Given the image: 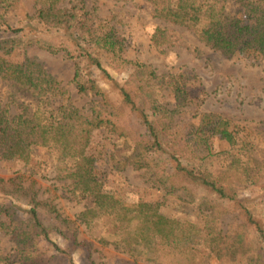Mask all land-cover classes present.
Returning <instances> with one entry per match:
<instances>
[{
	"label": "trees",
	"instance_id": "1",
	"mask_svg": "<svg viewBox=\"0 0 264 264\" xmlns=\"http://www.w3.org/2000/svg\"><path fill=\"white\" fill-rule=\"evenodd\" d=\"M20 1L0 0V79L15 88L8 107H0V149L23 166L13 177L0 176V237L13 244L11 253H0V264H80L84 261L77 254L84 248L85 262L97 264L91 242L79 237L77 220L89 230L104 223L95 235L97 243L136 261L202 264L208 253L221 257L227 250L236 264H264L263 195L237 200L225 191L226 184L242 183L264 194V159L252 157L256 146L222 127L225 119L216 113H202L188 134L180 123L191 101L187 74L159 73L153 65L125 58L120 19L114 16L117 23L100 29L107 24L99 22L98 7L89 8L86 0H33L34 12L13 21L11 10ZM147 1L150 15L162 22L151 34L154 47L178 45L176 27H183L225 57L254 55L264 64V0ZM33 48L62 54L73 63L70 83L92 99L89 111L74 102L68 85L45 61L28 53ZM15 51L23 55L20 69L10 65ZM124 64L134 65L137 81L112 77L108 66ZM165 93L171 105L163 102ZM10 106L18 112L12 114ZM94 131L103 134L102 140L86 152L83 147ZM117 141L128 148L115 158ZM216 141L226 149L219 150ZM106 155L120 169L141 171L163 190V197L129 208L106 196L97 173ZM223 155L216 174L212 167ZM39 172L50 181L49 196L40 195ZM50 173L55 176L48 178ZM59 192L83 203L77 220L58 206ZM171 206L194 216L195 228L177 225L165 211ZM229 212L243 222L234 234L222 236L217 233L220 219ZM248 225L259 233L257 250L247 243Z\"/></svg>",
	"mask_w": 264,
	"mask_h": 264
},
{
	"label": "rangeland",
	"instance_id": "2",
	"mask_svg": "<svg viewBox=\"0 0 264 264\" xmlns=\"http://www.w3.org/2000/svg\"><path fill=\"white\" fill-rule=\"evenodd\" d=\"M231 2V0H229ZM89 8L98 7L99 22L107 24L100 29L109 28L111 23H117L116 18L120 19L122 25H117V30L126 37L125 58L130 61H141L153 65L159 73H185L190 81L191 101L187 105L180 123L184 126L188 134L194 132L197 128L200 116L204 112L216 113L224 118L222 127H229L243 134V140L256 146L252 149L253 158L264 159V64L263 61L254 57V55L236 54L233 57H225L215 52L204 43L200 42L193 34L184 30L183 27H176L180 35V42L175 47L156 48L150 43L151 34L155 27L162 22L154 19L150 15V4L147 0H86ZM68 4L67 1L63 5ZM13 21L22 20L26 14L34 12L33 0H21L16 9L11 10ZM30 55H36L45 61L50 70L57 78L68 85L70 94L74 102L85 111H89L92 99L87 95L78 94L75 87L70 83L74 76L73 63L62 54L52 55L36 48L29 49ZM23 64V55L19 51L13 52L10 65L20 69ZM108 70L112 77L117 81L126 80L137 81V75L134 65L124 64L121 66L110 65ZM15 91L14 86L0 79V107H8ZM172 97L165 93L163 102ZM171 101V100H170ZM172 104V101L169 105ZM11 113L16 114L18 110L10 106ZM212 134V132H211ZM103 134L94 131L91 139L85 143L83 149L88 152L94 149L102 140ZM114 147L116 141H114ZM115 150L118 158L127 151V146L122 141H117ZM219 150L226 149V144L217 143ZM112 148V144H109ZM223 155L217 163L213 165L212 170L216 173L218 164L225 158ZM22 164L10 155H4L0 149V176L7 179L13 177L22 170ZM97 173L104 183L103 193L106 196L117 197L129 208L136 207L140 202L159 201L164 193L158 187H154L146 181L141 171L131 167L120 169L116 162L110 159L109 155L99 160ZM217 174V173H216ZM38 173L36 177L40 181V195L49 196L48 185L50 181ZM53 173L48 178L54 177ZM225 191L241 200L245 197H252L257 194H264L261 189L253 185L242 183L226 184ZM57 194V203L66 214H69L73 220H77V214L83 207V203H77L78 200H71L67 196ZM3 198V192L0 191V200ZM85 202L90 203L89 199ZM24 209L28 206H22ZM188 208V207H186ZM190 210V209H187ZM166 213L172 217L175 223L182 227L195 228L196 218L192 215L182 213L174 207H167ZM242 218L236 212L227 213L220 219V225L217 233L222 236L234 234L237 227L242 224ZM75 226H79L78 234L81 240L91 242L92 258L97 264H155L151 262L136 261L128 254L122 253L112 246L104 247L97 243L95 235H98L101 225H96L93 230L81 226V221H74ZM77 229V228H76ZM240 229V228H239ZM247 243L252 250H257L261 245V239L255 226L245 227ZM47 252L51 254L52 247L49 244L44 245ZM13 251V244L8 237H0V253L9 254ZM221 257L208 253L205 262L202 264H236V257L229 251H223ZM48 254V255H50ZM84 262L88 258L86 248L80 249L77 254ZM239 262H247L241 260Z\"/></svg>",
	"mask_w": 264,
	"mask_h": 264
}]
</instances>
